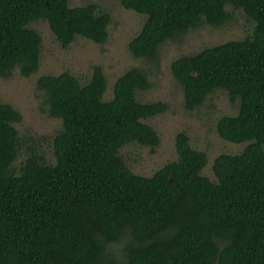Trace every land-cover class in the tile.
Here are the masks:
<instances>
[{
  "label": "trees",
  "instance_id": "obj_1",
  "mask_svg": "<svg viewBox=\"0 0 264 264\" xmlns=\"http://www.w3.org/2000/svg\"><path fill=\"white\" fill-rule=\"evenodd\" d=\"M120 3L144 15L127 47L148 60L190 29L232 20L227 6L254 22L244 38L170 63L186 110L216 90L238 102L237 112L218 117L215 127L222 139L246 144L213 158L211 180L202 174L207 153L180 131L176 159L148 176L137 174L120 148L137 143L154 152L159 136L143 120L168 109L164 101L137 100V91L150 88L147 70H125L109 99L99 65L84 82L68 70L41 74L36 88L48 115L61 121L53 162L30 150L14 169L19 137L13 123L22 117L0 102V264H264V0ZM37 19L63 48L76 37L104 43L112 22L93 1L0 0V77L15 68L26 77L37 71L42 39L28 26Z\"/></svg>",
  "mask_w": 264,
  "mask_h": 264
},
{
  "label": "rangeland",
  "instance_id": "obj_2",
  "mask_svg": "<svg viewBox=\"0 0 264 264\" xmlns=\"http://www.w3.org/2000/svg\"><path fill=\"white\" fill-rule=\"evenodd\" d=\"M97 2L102 9L111 13L107 40L98 44L89 39L76 37L66 48L54 38L47 22L37 19L29 23L41 35V53L38 69L30 76H23L15 68L8 78L0 77V102L11 104L21 114V121L13 123L18 131V156L13 163L17 170L30 150L53 162L52 139L61 128V121L47 113L42 91L36 88V78L41 74H58L70 71L80 82L86 81L94 65H99L106 78L104 99L112 96L115 79L131 67L147 70L150 88L136 92L141 102L164 101L168 109L162 114L143 120L154 128L159 144L154 152L148 147L130 143L120 148V154L129 168L141 175H150L166 162L176 159L174 137L184 131L192 147L205 151L208 162L202 174L215 180L211 169L212 160L220 153H238L246 142L232 143L222 139L216 132V120L221 115L237 112L238 102L231 101L225 91L210 93L204 102L193 110L183 106V92L170 72V63L183 54L197 52L203 47L219 44L248 35L254 22L240 9L227 6L232 20L220 25L203 23L188 30L179 40H167L159 48L154 60L136 58L128 50V42L140 30L144 15L124 8L120 0H70L71 6ZM118 254L120 244L113 245Z\"/></svg>",
  "mask_w": 264,
  "mask_h": 264
}]
</instances>
